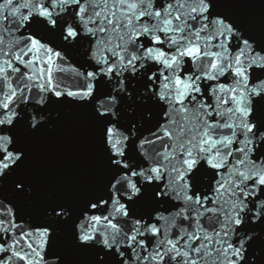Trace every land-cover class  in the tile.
I'll return each mask as SVG.
<instances>
[{
  "label": "snow or ice",
  "instance_id": "6c2138e0",
  "mask_svg": "<svg viewBox=\"0 0 264 264\" xmlns=\"http://www.w3.org/2000/svg\"><path fill=\"white\" fill-rule=\"evenodd\" d=\"M244 0H0V264H264V20ZM100 173L31 209L60 111Z\"/></svg>",
  "mask_w": 264,
  "mask_h": 264
},
{
  "label": "water",
  "instance_id": "95a60500",
  "mask_svg": "<svg viewBox=\"0 0 264 264\" xmlns=\"http://www.w3.org/2000/svg\"><path fill=\"white\" fill-rule=\"evenodd\" d=\"M229 10L257 27L264 20V0H244ZM54 111L60 115L53 116L51 126L28 140L31 156L25 172L34 185L29 198L33 211L53 199L75 201L93 186L100 173L90 121L75 110Z\"/></svg>",
  "mask_w": 264,
  "mask_h": 264
}]
</instances>
